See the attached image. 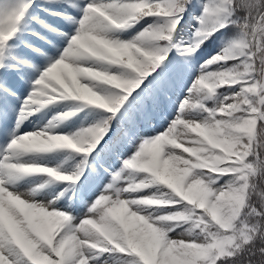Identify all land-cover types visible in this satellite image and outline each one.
I'll use <instances>...</instances> for the list:
<instances>
[{
	"label": "snow or ice",
	"instance_id": "6c2138e0",
	"mask_svg": "<svg viewBox=\"0 0 264 264\" xmlns=\"http://www.w3.org/2000/svg\"><path fill=\"white\" fill-rule=\"evenodd\" d=\"M264 0H0V264H264Z\"/></svg>",
	"mask_w": 264,
	"mask_h": 264
},
{
	"label": "trees",
	"instance_id": "16d2710c",
	"mask_svg": "<svg viewBox=\"0 0 264 264\" xmlns=\"http://www.w3.org/2000/svg\"><path fill=\"white\" fill-rule=\"evenodd\" d=\"M261 187H264V183L261 184Z\"/></svg>",
	"mask_w": 264,
	"mask_h": 264
}]
</instances>
